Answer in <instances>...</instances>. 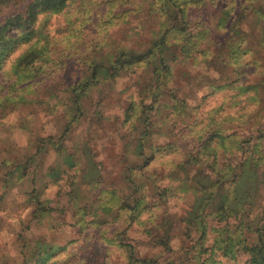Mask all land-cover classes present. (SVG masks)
Instances as JSON below:
<instances>
[{"label":"rangeland","instance_id":"1","mask_svg":"<svg viewBox=\"0 0 264 264\" xmlns=\"http://www.w3.org/2000/svg\"><path fill=\"white\" fill-rule=\"evenodd\" d=\"M29 1L12 0L3 11ZM162 2L70 0L59 14L38 15L33 29L47 51L33 60V76L11 70L35 38L0 60V264H196L211 256L223 264L249 257L252 231L241 235L247 244L235 246L232 259L211 248L216 221L200 237L182 220L193 203L185 180L201 172L174 165L214 132L228 137L227 149L210 143L219 148L217 164L227 150L232 161H264L260 21L250 0L190 4L183 18L196 38L188 55L173 47L176 57L165 59L170 77L156 71L157 57L114 77L103 73L119 51L146 50L169 27L173 19L157 11ZM239 4L249 5L238 25L244 53L227 63L218 48ZM211 160L200 155L207 171ZM256 188L252 222L257 205L264 207V183Z\"/></svg>","mask_w":264,"mask_h":264},{"label":"trees","instance_id":"2","mask_svg":"<svg viewBox=\"0 0 264 264\" xmlns=\"http://www.w3.org/2000/svg\"><path fill=\"white\" fill-rule=\"evenodd\" d=\"M69 1L30 0L26 6L18 11H9L5 14L4 9L10 6L8 4L12 0H0V60L5 59L16 45L30 42L33 38L36 39L35 42L29 44L28 48L13 63L11 71L14 74L22 76L23 79L34 75L33 60L37 56H45L47 51V43L40 42L43 34L33 29L38 15L40 13H46L47 15L59 14L67 7ZM204 1L163 0L157 11L167 21L173 19L169 27H166L155 42L152 43V46L146 50L136 52L119 51L111 66L104 68L103 73L114 77L121 71L130 70L142 61L150 62L157 57L156 71L163 74L166 79L168 76L170 77V63H168L169 60H165L167 56H169V59L176 57V51L173 50V47L176 46L179 53L188 55L196 38L195 34L186 31V23L183 17L186 14L187 6L190 4L200 5ZM250 4L253 15L260 21V42L264 45V0H262V3L258 2V0H250ZM225 7L228 12L227 15H229L234 5L228 2ZM237 7L240 8H237V12L232 15V23L229 26L228 34L218 48V55L227 63L232 62L233 59L237 60L244 53L240 46L243 38L239 36L238 25L245 16L249 5L241 8L242 4H239ZM166 48L170 49L171 52H165ZM245 51L247 50L245 49ZM87 83L83 85L85 86ZM263 83L264 79L262 80ZM250 87L254 86H248V88ZM5 99L12 101L13 98L8 97V99ZM226 138L228 137L222 136L219 132L209 134L199 149L194 153H188L186 158L174 165V169L183 172L189 171V169L194 167L195 171L201 172L185 180L186 184H184V187L187 189L185 190L183 187L182 190L186 194L190 193L193 203L186 210L182 220L192 226H196L200 231V237L206 234L208 222L210 220L216 221L219 226H212V228L218 232V235L211 248L212 250L222 251L225 257H231L232 259L235 257L234 247L239 244H247H244V239L241 235L252 231L255 234V241L245 248L249 257L243 263L234 261V263L227 262L223 264H264V211L262 210L264 207H262V204L261 206L257 205L255 208L256 210L259 209L257 220L252 222L250 219L253 206L255 205V189L258 191L256 186L264 183V170L258 171L260 165L262 168L264 167V161L259 158L257 162H254L256 159L251 156L246 158L245 162L232 161L234 159L233 152L227 150L226 156H224L225 161L217 164L216 161L218 162L220 156L219 148L213 147L210 143L213 140H217L219 146L227 149ZM203 153L212 156V160L207 164L209 167L208 171V168L200 163V155ZM251 187L253 188L252 190L250 189ZM168 191L174 194L172 189H168ZM169 193L168 195H170ZM258 196L257 194L256 199ZM132 213L138 212L132 210ZM221 223L222 225H220ZM235 229L238 230V234L235 233ZM163 235V237H168L169 233L165 231ZM160 243L165 248H168L166 240H162ZM128 254V259L131 263L134 260L131 258L132 251L128 250ZM200 263L219 264L220 262L211 256L196 264Z\"/></svg>","mask_w":264,"mask_h":264}]
</instances>
